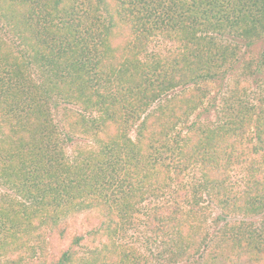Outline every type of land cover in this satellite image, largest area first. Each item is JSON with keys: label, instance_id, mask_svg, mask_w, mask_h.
Returning <instances> with one entry per match:
<instances>
[{"label": "trees", "instance_id": "16d2710c", "mask_svg": "<svg viewBox=\"0 0 264 264\" xmlns=\"http://www.w3.org/2000/svg\"><path fill=\"white\" fill-rule=\"evenodd\" d=\"M0 264H264V0H0Z\"/></svg>", "mask_w": 264, "mask_h": 264}, {"label": "rangeland", "instance_id": "374dc122", "mask_svg": "<svg viewBox=\"0 0 264 264\" xmlns=\"http://www.w3.org/2000/svg\"><path fill=\"white\" fill-rule=\"evenodd\" d=\"M163 46H167V44H163ZM238 72V71H237ZM236 72V73H237ZM240 73H241V71H240ZM238 75H239V72L237 73ZM238 75H235V76H238ZM240 77H242V80H243V78H245L244 77V75L243 74H241V76ZM253 89H252V93L254 94V95H256V94H259L260 92H261V89L260 88H257V87H252ZM216 92V91H215ZM226 92V87L224 88V90H223V94ZM216 94V93H215ZM209 113V115L210 116H215V110H213V108L212 109H210V111L208 112ZM208 113H206V114H208ZM237 181H241V175H237Z\"/></svg>", "mask_w": 264, "mask_h": 264}]
</instances>
